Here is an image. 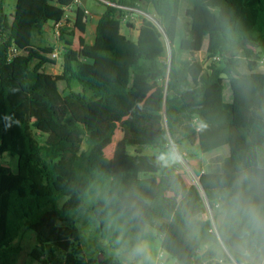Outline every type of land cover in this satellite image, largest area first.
Returning <instances> with one entry per match:
<instances>
[{"label":"trees","instance_id":"trees-1","mask_svg":"<svg viewBox=\"0 0 264 264\" xmlns=\"http://www.w3.org/2000/svg\"><path fill=\"white\" fill-rule=\"evenodd\" d=\"M110 1L138 9L150 4L157 24L143 18L132 39L119 31L125 10L106 4L92 43L74 58L65 14L71 0H16L8 23L0 0V118L19 120L8 131L0 125V155L15 161V169L0 162V264H13L24 231L33 236L24 264H63L88 222L107 245L129 254L140 229L123 211L132 200L161 235L164 262L193 264L200 250L204 264H230L225 249L238 264L264 258V233L231 208L237 193L264 207V72L256 69L255 49L264 40V0ZM53 22H60L62 57L55 74L45 30ZM11 48L16 52L9 55ZM200 50L207 59L219 55L218 63L204 66L195 57ZM104 109L121 121L123 143L133 147L116 172L105 165L101 143L113 138L117 122L91 136L106 119ZM170 140L198 143L202 154H212L206 168L191 160L198 184L179 198L166 193L181 189L170 180L174 165L157 161ZM147 146L158 153H143ZM204 197L215 220L223 210L214 227L202 218Z\"/></svg>","mask_w":264,"mask_h":264},{"label":"rangeland","instance_id":"rangeland-1","mask_svg":"<svg viewBox=\"0 0 264 264\" xmlns=\"http://www.w3.org/2000/svg\"><path fill=\"white\" fill-rule=\"evenodd\" d=\"M100 3H96V0H86L85 3V8L88 10V13L83 12L82 8L80 9L87 18L90 15V12H95V11H101L103 9V4L105 3L103 1H98ZM16 3V0H2V5H3V11L5 14V22H9L8 15L12 11L14 5ZM68 13L71 14L70 9H66ZM135 15L129 13V17L126 19L127 21H133L136 18L134 17ZM120 21L125 22L126 20H123V18L120 16ZM148 18L153 20L157 24V16L155 14H148ZM53 27V26H52ZM24 26L21 27V31L23 30ZM77 31L80 33L79 27L77 28ZM122 31L126 33V27L122 26ZM85 40L88 42L93 40L94 33H93V28L91 24H88L85 26V32L82 35ZM81 37L79 34L76 35V37L73 39V46L76 47V40L77 38ZM47 40L51 41L50 34H47ZM53 39V35H52ZM164 43H165V52H164V60H167L169 57V46L167 44V39L165 36H163ZM78 46V45H77ZM73 48V51L75 52L74 56L78 57V48ZM257 51H259L261 58L258 60V65H257V70L264 72V40L262 42V45L257 46L255 48ZM59 50V49H58ZM59 55L55 57L56 59V64L51 68V71H58L61 66L62 62V57H61V52L60 50L58 51ZM195 57L201 61L204 66H207L209 68H212L214 63L210 59H207L205 57V51L200 50L199 52L196 53ZM218 63V61H215ZM227 85L224 86V91L225 94H227ZM105 115V120L101 122L95 132L91 134L92 137L97 138L100 136H103L108 128V125L111 121H116L117 122V127L115 129V133L112 139H105L101 143V148L103 151L102 157L105 162V165L109 168H111L112 172L114 171L118 165L120 164L121 157L124 152H132L133 147L125 145L123 143V136H124V128L122 126L121 121L116 120L117 117L115 114L110 113L108 110L104 109L103 111ZM30 118H33V109H31L30 112ZM176 149V151L179 154L178 160L175 162L171 163L174 165V172L175 175L170 177V180L178 182L181 185V189L177 192H173L171 189H168L166 193L168 195H173L176 198H179L180 195L183 193L185 188L189 184H198V171L194 170L192 168L191 160H198L201 163V167L206 168L207 161L211 160L212 154L204 155L201 153L200 146L198 143H195L193 145L189 144L187 141H182L179 143H176V145L172 142V140L169 141L168 143V148ZM166 150V151H167ZM143 153H151V152H157L155 149L151 148L150 146L144 147L142 149ZM158 153V152H157ZM160 154V153H158ZM0 162L8 165L12 169H15V161L14 159L8 155V154H2L0 155ZM152 181V188L149 190L148 194L153 195L155 190H156V183L158 180V176H153L150 177ZM202 191V189H201ZM203 192V191H202ZM219 211L217 212V219L213 218L212 216V211L209 209L206 210V212L203 214L202 218L204 219H209L214 226L217 222L220 221L223 215V210L222 208L218 209ZM161 219L156 220V226L160 223ZM137 224L139 227L141 226L138 222ZM150 227V226H149ZM80 234L77 242H73L72 244V252L68 255L65 256L63 264H75V259H74V253L76 256L81 257L83 264H98L97 261H100L102 258L105 257H110L111 264H135V259L131 257L129 254H124L121 250L110 247L107 245V240L105 238H101L98 236L95 226L91 223L88 222L84 225H81L80 227ZM151 232H152V241H153V246H154V259L156 260V264H176L174 260L169 259L168 261L164 262L162 257L158 256V252L160 249V234L157 229L154 227H150ZM18 242L21 245V249L19 253L17 254L16 259L14 260L13 264H24L25 262V257L26 253L30 250L31 246L33 245V236L31 233L28 231H24L20 238H18ZM202 251L200 250L197 254V256L193 260V264H204L206 259L202 257ZM225 253L227 256V262L232 261L230 264H238L233 260V258L230 256L229 252L227 249H225ZM253 264H264V258H258L256 259Z\"/></svg>","mask_w":264,"mask_h":264},{"label":"clouds","instance_id":"clouds-1","mask_svg":"<svg viewBox=\"0 0 264 264\" xmlns=\"http://www.w3.org/2000/svg\"><path fill=\"white\" fill-rule=\"evenodd\" d=\"M15 92L17 89H12ZM19 120L14 114H6L0 118V125L3 131H8L13 126H17ZM179 154L174 148L161 152L157 161L161 166L167 167L170 163L178 160ZM231 208L234 212L242 214L247 218L250 227L264 233V207L257 206L254 203L244 201L240 193L232 197ZM123 211L128 218L137 221L141 226L134 239L128 246V253L135 259V264H156L154 259V246L152 241V232L145 220V209L135 200L129 201L124 205Z\"/></svg>","mask_w":264,"mask_h":264},{"label":"crops","instance_id":"crops-1","mask_svg":"<svg viewBox=\"0 0 264 264\" xmlns=\"http://www.w3.org/2000/svg\"><path fill=\"white\" fill-rule=\"evenodd\" d=\"M85 3H86V0H83L81 5H77L73 2H71L70 5L67 7L68 9H70L71 14L68 13V11L66 10L67 8L65 9V14H66V17L68 19V22H67L68 26L70 29L73 28V30H74L73 36H69L68 38H70L72 40V43L74 44L73 39L76 37V35L79 34L81 36V37L77 38V40H76L77 41L76 47L78 48L77 51L79 53L78 57L74 56L75 52L73 51V48L75 46H73V44H72V56L74 58L81 57L80 50L84 44L92 43L93 40L88 42L82 36L85 32V26H87L88 24H91L92 28H93V33L95 35V26H96L97 20H98L100 14L103 12L105 5H106V3H102L103 9L101 11L90 12L89 17L87 18V16H85V14H83L80 10L82 6L85 7ZM96 3H100V2H96ZM138 10H139L138 12H135V11L132 12L135 15L134 16L136 18L135 20H133V21H127L126 20L124 23L120 21V23H119V31L122 33H125L124 31H122V26H125L126 27V33L132 39L137 38L139 26H140L143 18H148V14H152V13L156 15L153 7L150 4H147L146 6L143 7V9H138ZM52 26L53 25L50 23V24L46 25V27H45L46 28L45 29L46 35L49 33L50 37H51V41H48V42L52 43L54 45V48H56L57 50L58 49L61 50V41H60V39H58V37H57V39L55 38L54 31H53L54 29ZM78 27L80 29V33L77 31ZM52 35H53V39H52ZM93 39H94V37H93ZM60 71H61V66H60V69L58 71H51V72L53 74H55V73H59ZM160 249H161V247H160Z\"/></svg>","mask_w":264,"mask_h":264},{"label":"built area","instance_id":"built-area-1","mask_svg":"<svg viewBox=\"0 0 264 264\" xmlns=\"http://www.w3.org/2000/svg\"><path fill=\"white\" fill-rule=\"evenodd\" d=\"M98 1H103L106 4H109V5H112V6H115V7L124 9L125 10V13H124L123 16H121L123 18V20H126L129 17V13L132 16L133 15V13H132L133 11H135V12H138L139 11L138 8H134V7H129V8L128 7H124V6H121V5H119V4H117V3L113 2V1H110V0H96V2H98ZM71 2H73V3L77 4V5H81L82 2H83V0H71ZM81 8H82L83 12L88 13V10L85 7L82 6ZM51 24L53 25V29H54L53 30L54 31V36L57 39V37L59 36L58 27L60 25V22H53ZM46 25H48V24H45V27H46ZM14 52H16V50L14 48H11V51H10V54L9 55L13 54ZM51 55L53 57H57L58 56V50L56 48H54L52 50V52H51ZM219 59H220V56L219 55H214L210 60L215 62V61H219ZM201 171H203V169ZM204 203H205V207H206V210H207L208 209V205H207V200H206L205 197H204ZM158 256L159 257H162V259H164L165 252H164V250L162 248L159 250Z\"/></svg>","mask_w":264,"mask_h":264},{"label":"water","instance_id":"water-1","mask_svg":"<svg viewBox=\"0 0 264 264\" xmlns=\"http://www.w3.org/2000/svg\"><path fill=\"white\" fill-rule=\"evenodd\" d=\"M244 41H246V39L241 40L239 44L243 43ZM167 44H168V46H169V50H170V42H169L168 39H167ZM170 58H171V56H170V53H169V63H170ZM202 190H203V189H202ZM206 200H207V199H206ZM208 206H209V205H208ZM233 248H235V249H242V246L239 245L238 247H233Z\"/></svg>","mask_w":264,"mask_h":264}]
</instances>
